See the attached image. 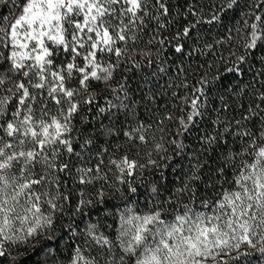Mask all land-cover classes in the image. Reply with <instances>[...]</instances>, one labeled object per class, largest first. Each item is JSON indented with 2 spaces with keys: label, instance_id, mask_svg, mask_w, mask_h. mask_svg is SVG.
<instances>
[{
  "label": "snow or ice",
  "instance_id": "obj_1",
  "mask_svg": "<svg viewBox=\"0 0 264 264\" xmlns=\"http://www.w3.org/2000/svg\"><path fill=\"white\" fill-rule=\"evenodd\" d=\"M254 261L264 0H0V264Z\"/></svg>",
  "mask_w": 264,
  "mask_h": 264
},
{
  "label": "trees",
  "instance_id": "obj_2",
  "mask_svg": "<svg viewBox=\"0 0 264 264\" xmlns=\"http://www.w3.org/2000/svg\"><path fill=\"white\" fill-rule=\"evenodd\" d=\"M172 179H175V177H171ZM178 183V181H177ZM253 264H260V261H254Z\"/></svg>",
  "mask_w": 264,
  "mask_h": 264
}]
</instances>
